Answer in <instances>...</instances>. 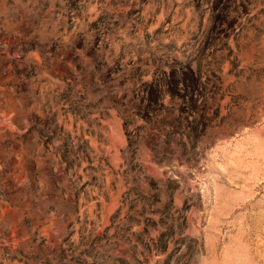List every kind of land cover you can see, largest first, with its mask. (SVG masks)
Here are the masks:
<instances>
[{
    "label": "rangeland",
    "instance_id": "rangeland-1",
    "mask_svg": "<svg viewBox=\"0 0 264 264\" xmlns=\"http://www.w3.org/2000/svg\"><path fill=\"white\" fill-rule=\"evenodd\" d=\"M0 264H264V0H0Z\"/></svg>",
    "mask_w": 264,
    "mask_h": 264
}]
</instances>
